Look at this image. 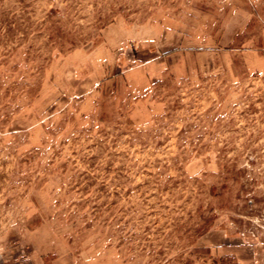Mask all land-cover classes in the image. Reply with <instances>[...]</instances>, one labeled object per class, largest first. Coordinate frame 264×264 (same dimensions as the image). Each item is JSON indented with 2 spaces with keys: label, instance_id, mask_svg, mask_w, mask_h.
I'll return each mask as SVG.
<instances>
[{
  "label": "rangeland",
  "instance_id": "rangeland-1",
  "mask_svg": "<svg viewBox=\"0 0 264 264\" xmlns=\"http://www.w3.org/2000/svg\"><path fill=\"white\" fill-rule=\"evenodd\" d=\"M234 244L264 254V0H0V264Z\"/></svg>",
  "mask_w": 264,
  "mask_h": 264
},
{
  "label": "crops",
  "instance_id": "crops-1",
  "mask_svg": "<svg viewBox=\"0 0 264 264\" xmlns=\"http://www.w3.org/2000/svg\"><path fill=\"white\" fill-rule=\"evenodd\" d=\"M206 239L207 241L203 242V246L210 247L216 244L213 242V238H211V236H207ZM218 251L219 253L232 255L235 258L236 264H264V254L262 252L259 253V250L256 247L234 244L233 246L218 248Z\"/></svg>",
  "mask_w": 264,
  "mask_h": 264
}]
</instances>
